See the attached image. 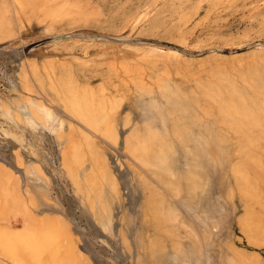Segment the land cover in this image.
<instances>
[{
	"label": "rangeland",
	"instance_id": "obj_1",
	"mask_svg": "<svg viewBox=\"0 0 264 264\" xmlns=\"http://www.w3.org/2000/svg\"><path fill=\"white\" fill-rule=\"evenodd\" d=\"M163 85L224 149L208 147L215 161L203 165L212 181L204 204L218 195L226 215L214 228L175 206L182 216L177 237L166 231L157 237L187 246L197 260L192 264H264V0H0V101L6 108L5 102L35 100L63 117L58 136L67 158L64 168L61 146L48 131L18 124L11 129L23 145L0 140V254L6 260L0 264H137L133 241L123 245L126 253L117 232L93 223L69 176L78 168L77 150L83 160L95 154L101 168L104 151L135 174L134 160L120 149L121 134L118 146L108 136L90 135L71 101L89 100L95 112L118 100V112H131L139 123L145 113L141 104L135 107L137 96L165 111ZM86 136L95 150L86 148ZM28 146L57 209L24 192ZM130 202L129 212L139 213ZM213 210H206L209 218Z\"/></svg>",
	"mask_w": 264,
	"mask_h": 264
},
{
	"label": "bare ground",
	"instance_id": "obj_2",
	"mask_svg": "<svg viewBox=\"0 0 264 264\" xmlns=\"http://www.w3.org/2000/svg\"><path fill=\"white\" fill-rule=\"evenodd\" d=\"M157 52L168 53L172 58L180 56V53L176 51L158 50ZM147 91L140 89L141 93ZM163 92L160 97L164 101L166 112L160 110L153 103L138 101L141 97L137 96V100L134 101L135 107L137 108L138 104H141L145 113L139 123L131 112H122L121 114L118 112L121 101L117 100L108 106L101 105L98 111L93 112L89 100H72L71 104L74 106L76 114L84 119L93 131V134L90 135L94 138L96 137L95 133H98L100 137L108 136L113 139L114 145L118 146V137L120 134L122 135L120 149L122 148L134 160L133 171L135 174L131 169H122L116 157L112 159L101 149L102 153H100L103 154L104 161L102 168L99 166L95 154L91 156L90 152L84 159L86 163H81L83 158L80 155L81 152L79 153L78 150L76 153L73 152L72 154H75L74 164L78 168H75L74 172H70L69 176L72 178L77 194L75 197H78L80 205L93 220V223L101 231L117 232L123 248L129 246L130 240L133 241L137 249L135 253L137 264H192L197 260L190 255V251L184 250L185 248L189 250L187 246L184 248V244L178 243L175 247L174 241L171 244L168 243L169 240L162 242L157 236L166 231L168 234H172L170 239L173 236L177 237L174 229L177 223H180L182 216L176 215L175 206L181 208L186 214L194 216L201 225L205 226L206 221L211 220L214 228L218 225L215 220L226 215V210L219 205L221 201L218 195H214L212 200H209L211 204H204L207 201L208 191L212 188V181L211 178H206V169L203 165L209 161H215L209 155L208 147L216 145L221 148L222 146L219 145L218 139H215L214 131L207 128L201 120L192 116L191 111L183 104L185 100L177 92L165 90L164 85ZM4 104H6V108H3L2 101H0V118L4 121V125L0 124V140L23 145V136L11 129L20 124L22 128L33 132L48 131L55 135L60 146L62 145L58 135L63 132L66 122L58 113L35 100L19 103L11 101ZM109 106L112 109L109 108L107 111ZM185 111H188L190 115H185ZM6 123L9 126H5ZM118 134L119 136H117ZM88 136L85 137L86 148L94 149L93 142L89 141ZM92 136L90 137L92 138ZM99 143L102 144V142ZM176 146L178 148L182 146L181 151H178ZM19 149L20 147L16 149V152L17 150L19 152ZM27 149L30 154L29 158L32 160H29L28 166L23 171L24 177L29 182L26 186L27 191H24L25 194L31 195L36 204L40 206L51 209L59 208L58 202L51 199L48 179L33 168L35 164L34 150L30 146ZM223 151L224 149L221 148V152ZM16 152L13 151L16 158L20 157ZM60 157L61 164L65 168L67 158L62 146ZM18 159L20 162V158ZM84 160L82 159V161ZM216 160L221 162L222 158ZM14 161L16 162V159ZM190 161L194 163L191 165ZM181 171L185 172L183 176L179 174ZM131 177L136 181L133 182ZM177 182L181 186L180 190L188 191L185 190V193L181 194L177 189ZM128 195L137 200L126 198ZM173 196H176L177 199H174ZM130 200L134 202V207L136 206L139 213L135 211L134 215L133 211L129 212L128 206L132 205ZM143 205L144 209H141ZM211 206L215 215L209 218L206 210L211 209ZM147 209L149 213L146 212ZM157 233L158 235H156ZM167 233L165 238L164 235L162 236L163 240L166 239ZM188 256L191 261L186 259ZM0 260L6 261L1 254ZM209 260L212 262V258Z\"/></svg>",
	"mask_w": 264,
	"mask_h": 264
}]
</instances>
